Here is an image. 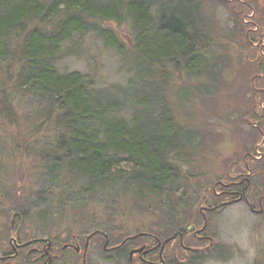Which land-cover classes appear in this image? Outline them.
Returning <instances> with one entry per match:
<instances>
[{
  "label": "trees",
  "instance_id": "16d2710c",
  "mask_svg": "<svg viewBox=\"0 0 264 264\" xmlns=\"http://www.w3.org/2000/svg\"><path fill=\"white\" fill-rule=\"evenodd\" d=\"M207 9L200 0H0V121L22 136L16 143L47 170L45 195L33 203L42 223L64 213V206L90 199L111 205L108 217L114 219L117 196H123L137 210L159 211L158 231L138 233L163 239L198 226L192 216L205 188L195 179L190 190L185 168L202 155L206 130L183 104L191 94L200 99L215 92L223 74L221 39L234 36L207 17ZM125 26L124 39L115 29ZM88 36L119 55V68L128 75L124 84L100 88L91 73L60 70ZM172 73L185 81L171 96ZM24 100L33 110L28 120L36 117L34 130L24 126L16 106ZM48 197L52 217L46 214ZM24 217L27 228L32 223ZM108 227L92 228L94 242L107 235L111 248L134 234ZM129 248L125 242L108 259L143 264L129 262ZM190 255L185 264L206 259Z\"/></svg>",
  "mask_w": 264,
  "mask_h": 264
},
{
  "label": "rangeland",
  "instance_id": "374dc122",
  "mask_svg": "<svg viewBox=\"0 0 264 264\" xmlns=\"http://www.w3.org/2000/svg\"><path fill=\"white\" fill-rule=\"evenodd\" d=\"M200 1L203 2L204 8H208L207 17L214 16L218 27L234 35L230 40L226 36L221 39L223 52L219 57L223 74L219 86L214 88L215 92L211 95L204 94L200 99L191 94L190 101L183 104V107L195 114L196 121L199 120L206 130L202 132V146L198 152L202 155L197 157L192 167L185 168V173L190 174L188 177L192 179L189 180L190 190L194 188L196 179L205 190L208 189V192L212 193L214 182L222 175L225 166L230 161L241 158L240 153L243 151L251 149L249 124H242V120L248 117L254 103L259 101L256 98L257 94L261 93L259 88L264 87V77L258 74L255 76L258 66L252 63L259 51L262 53L264 44V0ZM115 30L116 34L124 39L128 34L126 26ZM74 53L75 55L71 53V56L59 63L61 71L91 73L96 77L100 88L124 84L128 78L119 68V55L106 49L95 36L82 40ZM261 58L260 66H264L263 54ZM171 78L175 82L172 84V96L183 85L185 78H179L174 73ZM190 86L194 89L199 85L190 83ZM16 106L22 115V122L25 121L24 126L34 130L33 122L36 117L32 118L31 115L28 120V111H33L30 103L24 100ZM196 121L191 126H195ZM0 125V239L3 238L4 241L0 245L8 246L11 219L17 210L24 212L26 218L30 217L32 224L27 226V229L35 235L56 232L60 237L67 235L68 239L73 234L81 236L82 250L85 242H88V239L85 240L87 235L96 224L106 223L112 233L131 230L132 234H136L142 229L158 231L156 225L159 219L156 215L159 211L150 215L145 210H137L123 200V196H117L120 200L113 211L114 219L108 217V211L113 210L111 205H97L93 201L95 199L79 205L64 206V213H57L54 217L52 212H55V208L48 197L47 203L51 208H47L46 214L53 217L49 222L42 223L38 218V209L35 211L33 203L45 195L40 196L43 188L47 186V170L42 167L40 157L19 145L22 136L19 138L13 127L1 121ZM17 145L20 146L19 149ZM205 190L201 191L198 198L200 201H197L194 207L195 215L192 216L198 221V226L203 224L200 211L204 205ZM39 210L45 211L46 208L42 205ZM211 216L209 226L217 242L214 247H217L200 255L206 257L203 264H264V217L252 214L243 203L226 207ZM16 222L19 223L18 219ZM104 244L105 238L100 244L91 239L86 255L87 264H121L108 259L113 252L107 251ZM198 245L202 247L203 243ZM78 259L81 261V256Z\"/></svg>",
  "mask_w": 264,
  "mask_h": 264
},
{
  "label": "flooded vegetation",
  "instance_id": "af4514ba",
  "mask_svg": "<svg viewBox=\"0 0 264 264\" xmlns=\"http://www.w3.org/2000/svg\"><path fill=\"white\" fill-rule=\"evenodd\" d=\"M261 50L262 53L259 51L258 58L252 60V63L258 66L255 76L264 77V66L262 64L260 66L261 54L264 55V44ZM259 90L262 93L257 94L256 98L259 101L254 103L248 117L242 120V124H249L248 133L252 137L251 149L240 153L241 158L230 161L222 171V175L215 180L212 193L204 198V205L200 211L203 224L189 226L187 230L176 231L163 239L146 232H142L144 235L136 238L129 236L122 242L131 243V249L127 251L129 262L169 264L174 260L179 264H185L192 253L206 254L217 244L209 226L211 214L220 213L234 204L243 203L252 214L264 217V87ZM17 219L19 223L16 222ZM10 234L8 246L0 245V264H83L89 243L95 236L93 234L90 237L92 233L87 235L85 240L88 239V242H85L82 250L81 237L74 234L69 239L65 234L62 237L55 235L53 238L47 234L35 235L25 227L23 212L12 215ZM174 235H176L174 239L166 242ZM102 236L105 237L103 233ZM2 242H4L3 238L0 239V243ZM189 242L196 244H186ZM199 243H203L202 247L198 245ZM142 246H145L142 255L130 256L132 249ZM120 248L109 251L115 252ZM80 256L81 261L78 259Z\"/></svg>",
  "mask_w": 264,
  "mask_h": 264
},
{
  "label": "water",
  "instance_id": "95a60500",
  "mask_svg": "<svg viewBox=\"0 0 264 264\" xmlns=\"http://www.w3.org/2000/svg\"><path fill=\"white\" fill-rule=\"evenodd\" d=\"M142 235H143L142 233H139V234L135 235L134 238H135V237L142 236ZM175 237H176V235L172 236L171 238H168V239L166 240V242L169 241V240H171V239H174ZM107 245H108V241L105 242V246H107ZM114 249H115V248H114ZM144 251H145V246H142V247L137 248V249H132V250L130 251V256H133V254H141V253L144 252ZM141 255H142V254H141ZM83 264H86V257H85V256H84Z\"/></svg>",
  "mask_w": 264,
  "mask_h": 264
}]
</instances>
